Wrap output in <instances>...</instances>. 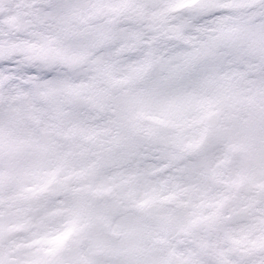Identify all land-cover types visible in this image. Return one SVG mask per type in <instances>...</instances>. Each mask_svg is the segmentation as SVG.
<instances>
[{"label": "snow or ice", "instance_id": "obj_1", "mask_svg": "<svg viewBox=\"0 0 264 264\" xmlns=\"http://www.w3.org/2000/svg\"><path fill=\"white\" fill-rule=\"evenodd\" d=\"M0 264H264V0H0Z\"/></svg>", "mask_w": 264, "mask_h": 264}]
</instances>
